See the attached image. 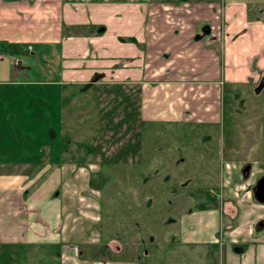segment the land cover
I'll return each instance as SVG.
<instances>
[{
	"label": "rangeland",
	"instance_id": "1",
	"mask_svg": "<svg viewBox=\"0 0 264 264\" xmlns=\"http://www.w3.org/2000/svg\"><path fill=\"white\" fill-rule=\"evenodd\" d=\"M2 1L14 3L20 10L14 17L0 22V37L22 38L25 29L21 13L31 11V5L36 1ZM51 1L50 9L32 13L30 18L37 15L30 23L27 35L30 32L39 37L49 35L47 32L51 26L48 24L55 23L61 0ZM216 1L218 5L212 4ZM263 1L208 0L206 8L211 10L216 20L228 3L237 5L244 2L247 6L252 3L254 9L257 6L260 9L264 7ZM252 10L247 17L249 23L256 19L254 16L264 19V12L256 15ZM90 27L95 28L96 25L91 24ZM99 28L97 33L103 32ZM65 37H61L60 41L38 38L22 40L20 44H25L22 49L21 45L10 42V37L0 41V91L3 92L0 95V116L3 115L7 123V127L0 130V158H11L17 154L23 158H39L38 149L42 146V151L47 154L44 156L51 162L55 161L60 166L64 163L73 165L66 169L63 185L59 187V194L62 192L61 198H58L60 203L56 200L55 204H51L50 211L58 213L59 209V219L62 220L60 230L74 240L67 242L64 247L54 243L0 240V264H72L75 257L71 255L75 254L79 258L101 261L124 260L136 256L139 247L140 252L149 251L148 257L144 259L145 264H198L201 256H195L196 247L199 245V248H203L205 256L208 246H181L173 242L178 236L180 219L182 239L216 238L210 244L208 257L211 263H216V249L222 238L220 229L216 231L218 220L215 221L214 216H211L208 223L202 225L201 214H195V211L190 213L187 208L199 206L196 197L205 195L213 200L206 191L214 183L217 185L218 177L222 178L221 183H218L222 189L226 187L225 176L228 186L235 187V177L230 175L238 174H233L232 170L223 177L216 173L214 165L221 152L224 160L237 158L240 152H237V148L245 141L250 144L255 140L259 151L263 150L264 88L258 93L253 90L250 93L247 90L250 87L248 81L235 84L227 82L220 100L218 98V121L213 124H199L193 120L180 123L143 122L146 114L140 113L141 97L135 84L113 86L95 78L81 90L80 86L60 83L61 51ZM125 40L129 41L128 38ZM215 54L218 57L222 54V61L229 56L230 51L224 48V53L215 50ZM18 60L20 67H15ZM240 84L247 87H240ZM243 88L249 92L247 99L250 105H255L254 108L247 107L241 98L237 101L234 96L236 92L240 94ZM58 91L62 97L57 95ZM71 92L73 94L69 95ZM245 123L250 125L246 127ZM253 127H259V135L251 131ZM84 141H87L84 147H79V143ZM122 141H129L125 147L131 153L127 157L122 153L125 148ZM47 146L51 148L48 152ZM80 148L84 150L79 152ZM85 148L89 149L93 162H96L93 171L88 167L91 159L82 155ZM113 148L116 149L112 152ZM32 150L36 151L35 154L31 153ZM61 154L66 161L62 164ZM241 156L246 155L242 153ZM117 157L120 158L117 163L111 161ZM178 157H182V160L175 163ZM249 157L255 158L256 155L252 153ZM258 163L255 162L254 166ZM165 174H169V177L164 179ZM248 178L250 182L256 180L254 174ZM87 181L88 186L98 192L96 200L92 195H87L85 200L70 195V190L85 187ZM256 202L264 215V202ZM42 212L43 208L37 205L22 211L21 226L24 230L32 223L31 216L40 222ZM52 223L57 224L55 219H52ZM8 233L14 235L16 232L11 228ZM5 234L0 229V236ZM23 238L25 240L27 237ZM58 251H65L73 259L63 258Z\"/></svg>",
	"mask_w": 264,
	"mask_h": 264
},
{
	"label": "crops",
	"instance_id": "2",
	"mask_svg": "<svg viewBox=\"0 0 264 264\" xmlns=\"http://www.w3.org/2000/svg\"><path fill=\"white\" fill-rule=\"evenodd\" d=\"M35 1L31 5V11L21 13L25 29L22 38L2 36L0 41L10 37V42L21 45L22 49L25 46L20 44L22 40L38 38L60 41L61 37L66 36L61 51L60 83L80 86L81 89L98 74L101 75V81L113 86L135 84L141 97L140 113L150 116L147 119L145 115L143 122L151 120L180 123L179 121L193 120L205 125L207 122L216 123L218 98L220 100L226 83H246L250 79L255 81L264 70V19L259 17L249 23L244 3H228L225 10L221 9V14H216L219 19L214 20L211 10L206 8L208 0H61L55 23L48 24L51 26V30L47 32L49 35L39 37L31 32L27 35L30 23L36 19L37 14L30 17L33 12L41 13L50 9L49 3L53 1ZM216 3L217 1L212 4L218 5ZM19 10L16 4L0 0V22L14 17ZM91 24L96 27H90ZM98 27L103 32L97 33ZM130 37L134 40H125ZM213 48L218 53L220 50L224 53L225 48L230 54L221 61L222 54L218 57ZM0 57L2 58L1 55ZM225 67L229 69L225 70ZM2 93L0 91V95ZM57 95L62 97L60 91ZM5 127L7 123L1 115L0 130ZM86 142L79 143V147H84ZM128 143L129 141L124 142V147ZM248 146L250 151L256 153L253 161L264 156L256 141ZM126 147L122 153L127 157L131 150ZM49 148L47 146V152ZM78 150L82 152L84 149ZM38 151L39 158H23L18 154L11 158H0V229L6 233L0 236V240L54 243L64 247L74 239L61 232L59 209L56 213L50 211V208L56 200L60 203L58 198H61L62 192L59 194V187L63 185L66 169L73 165L64 163L62 154L61 164L64 165L60 166L44 156L47 154L42 151V146ZM35 152L31 151L32 154ZM82 155L91 159L88 167L93 171L96 162H93L92 153L85 148ZM126 157L121 158L125 160ZM112 160L117 163L120 158ZM179 160L182 157L176 158L174 162H180ZM218 161L223 175L239 165L233 158L224 160L222 152ZM230 176L235 177V187L228 186L225 176L226 187L222 189L218 186L222 178L218 177L217 185L214 183L206 191L212 195L213 200L205 195L197 198L194 194L199 206L187 208L190 213L195 211V214H201L202 225L207 224L211 216H214L215 221L218 220L216 231L220 229L222 238L216 249V263L208 260L210 244L216 238H194L191 241L182 239L181 219L178 220V236L172 241L181 246L206 244L208 252H205V256L204 249L199 248V245L196 247L195 256H201L198 264H264V215L259 211L261 206L254 200L250 187L252 182L239 174ZM163 177L165 179L169 174ZM97 193L96 189L88 186V181L85 187L70 190V195L80 200H85L87 195H92L96 200ZM219 193L221 199H217ZM87 200L89 202V198ZM34 205L43 208L40 222L31 216L32 223L24 230L23 225L21 226V212ZM89 210L96 214L91 208ZM52 219L56 220V225L52 223ZM11 228L16 232L14 235L8 233ZM23 236L27 238L24 240ZM138 249L136 256L124 260L101 261L79 258L76 254L71 256L75 257V264H145L144 259L148 257L149 251L140 252V247ZM58 253H62L63 258L73 259L65 251Z\"/></svg>",
	"mask_w": 264,
	"mask_h": 264
},
{
	"label": "flooded vegetation",
	"instance_id": "3",
	"mask_svg": "<svg viewBox=\"0 0 264 264\" xmlns=\"http://www.w3.org/2000/svg\"><path fill=\"white\" fill-rule=\"evenodd\" d=\"M244 6H245V16L248 17V15L250 13V10H252L251 7L254 9L255 5L251 3L250 6H247V4L244 3ZM263 10H264V7L258 9V6H257L252 11H255V14L257 15V13H259V14L263 13L264 12ZM254 17L255 18H259L257 16H254ZM263 76H264V70L256 78L255 82L253 80H251V79L248 81V83H250V84H248V85H250V87H247L244 84H240V87H244L245 86V87L248 88L247 90L250 93H251L252 90L254 91V93H258L259 91H261L262 88H264V80L261 81ZM251 82H254V83H251ZM260 82L262 83V86L257 91L256 89H257V87H258ZM247 90H246V88H243V89H241V93L240 94H237V92H236L234 94V96L237 98V101H239V99L241 98V100L244 102V104L247 107L254 108L255 105L253 103H251V102L250 103L253 104V105H250L249 104V100L247 99V93H249ZM249 112H253V110L252 111L249 110ZM249 125H250L249 123H245L244 126L247 127ZM251 131L255 132L256 136L259 135V127L258 128L253 127ZM263 132H264V130H263ZM253 142L254 141H252V143ZM248 144L249 143H246V141H245V143L242 144L239 149L237 148V152H238V150L240 152H238L237 158L233 157V159H235V161H237L239 163V165L236 168H233L232 171H233V173H238L240 176H244L245 179L250 177L251 174H254L255 177H256V180L254 182H252V184L250 185V187L252 188V187L256 186V183H257L258 179L264 177V156H261L260 159H255L256 161H253V159L250 158V157L247 158L252 153L256 155L255 152L250 151ZM261 151L264 153V147H263V150H261ZM242 153L244 155H246V156H241ZM255 162H259L257 166H254ZM217 165H218V168H217ZM214 168H216V173L218 175H222L223 174V170H222V167H221V164L219 163V161H216V163L214 165Z\"/></svg>",
	"mask_w": 264,
	"mask_h": 264
},
{
	"label": "water",
	"instance_id": "4",
	"mask_svg": "<svg viewBox=\"0 0 264 264\" xmlns=\"http://www.w3.org/2000/svg\"><path fill=\"white\" fill-rule=\"evenodd\" d=\"M20 61H17V67H20ZM264 80V76L262 78L261 81ZM262 86V83L260 82L258 87H257V91L258 89ZM254 198L258 201V202H264V177L258 179L255 188L252 190Z\"/></svg>",
	"mask_w": 264,
	"mask_h": 264
},
{
	"label": "trees",
	"instance_id": "5",
	"mask_svg": "<svg viewBox=\"0 0 264 264\" xmlns=\"http://www.w3.org/2000/svg\"><path fill=\"white\" fill-rule=\"evenodd\" d=\"M128 39H129V40H134V39L131 38V37L128 38ZM23 51L27 52V49H24ZM100 77H101V75L95 74V75L92 77V80L95 79V78L98 79V78H100ZM96 79H95V80H96ZM88 84H89V83H86L85 85L82 86V88L85 89V88L88 86ZM70 95H71V94H70Z\"/></svg>",
	"mask_w": 264,
	"mask_h": 264
}]
</instances>
